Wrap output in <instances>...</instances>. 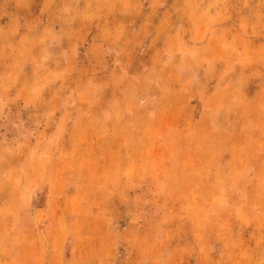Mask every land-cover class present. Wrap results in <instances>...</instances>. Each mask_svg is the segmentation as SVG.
I'll use <instances>...</instances> for the list:
<instances>
[{
    "label": "rangeland",
    "instance_id": "374dc122",
    "mask_svg": "<svg viewBox=\"0 0 264 264\" xmlns=\"http://www.w3.org/2000/svg\"><path fill=\"white\" fill-rule=\"evenodd\" d=\"M88 1L0 0V264H264V0Z\"/></svg>",
    "mask_w": 264,
    "mask_h": 264
},
{
    "label": "crops",
    "instance_id": "0c3cea01",
    "mask_svg": "<svg viewBox=\"0 0 264 264\" xmlns=\"http://www.w3.org/2000/svg\"><path fill=\"white\" fill-rule=\"evenodd\" d=\"M96 1H97V0H93V1H92V0H89V1H88L89 3H87V4H88L89 7H93V6L96 7V4H95ZM133 1H134V0H133ZM133 1H132V3H133ZM133 4H134V3H133ZM163 12H164V15H172L171 13H173V15H174V14L177 15V12H174V11L172 12V11H170L169 8L166 9V10H164ZM122 23H123V22L121 21V25H122Z\"/></svg>",
    "mask_w": 264,
    "mask_h": 264
}]
</instances>
